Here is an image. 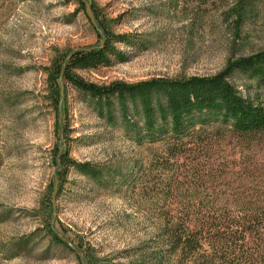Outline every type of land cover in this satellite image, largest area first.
Masks as SVG:
<instances>
[{"label": "rangeland", "instance_id": "1", "mask_svg": "<svg viewBox=\"0 0 264 264\" xmlns=\"http://www.w3.org/2000/svg\"><path fill=\"white\" fill-rule=\"evenodd\" d=\"M122 35L133 44L111 47L124 61L107 53L109 66L72 75L100 88L212 77L264 50V0H0V264L158 262L157 190L183 172L168 167L173 141H137L149 132L139 109L99 104L60 77L72 53ZM229 83L264 108L255 80L235 72ZM208 121L194 133L238 150L228 125ZM245 147L256 152L249 166L264 164V135ZM61 156L99 166L102 178Z\"/></svg>", "mask_w": 264, "mask_h": 264}, {"label": "trees", "instance_id": "2", "mask_svg": "<svg viewBox=\"0 0 264 264\" xmlns=\"http://www.w3.org/2000/svg\"><path fill=\"white\" fill-rule=\"evenodd\" d=\"M130 38L115 36L102 49L72 53L60 77L99 104L102 99L109 107V99L115 97L124 111L127 102L133 110L139 109L149 132L137 141L166 137L173 141L174 160L169 161L168 167L176 171L181 168L183 172L166 183L162 179L165 185L157 190L172 200L167 203L164 197L160 205L162 229L158 231L160 250L156 264H164L166 255L173 257L175 264H264V164L249 166V159L256 152L250 155L245 147L264 135V108L260 104L253 107L229 83L237 72L264 87V50L230 63L212 77L115 82L100 88L72 75L75 69L109 66L107 53L124 61L111 45L133 44ZM209 119L228 125L238 150H227L226 145L216 147L208 134L194 133ZM156 122L160 126L150 131ZM58 160L60 165L72 166L92 180L102 178L99 166L63 156ZM172 181L175 185H171Z\"/></svg>", "mask_w": 264, "mask_h": 264}, {"label": "water", "instance_id": "3", "mask_svg": "<svg viewBox=\"0 0 264 264\" xmlns=\"http://www.w3.org/2000/svg\"><path fill=\"white\" fill-rule=\"evenodd\" d=\"M54 184H55V189H54V192H53V194H52V198H53V199H54L55 192H56V184H57V181H56V180L54 181Z\"/></svg>", "mask_w": 264, "mask_h": 264}]
</instances>
